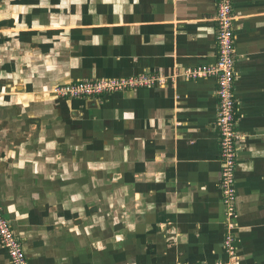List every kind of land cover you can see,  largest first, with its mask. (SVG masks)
I'll use <instances>...</instances> for the list:
<instances>
[{
  "label": "crops",
  "instance_id": "obj_1",
  "mask_svg": "<svg viewBox=\"0 0 264 264\" xmlns=\"http://www.w3.org/2000/svg\"><path fill=\"white\" fill-rule=\"evenodd\" d=\"M236 212L217 0H0V204L29 264H264V0H233ZM152 75L89 98L56 85ZM232 234L236 252L225 247ZM0 264H13L0 243Z\"/></svg>",
  "mask_w": 264,
  "mask_h": 264
},
{
  "label": "built area",
  "instance_id": "obj_2",
  "mask_svg": "<svg viewBox=\"0 0 264 264\" xmlns=\"http://www.w3.org/2000/svg\"><path fill=\"white\" fill-rule=\"evenodd\" d=\"M219 55L217 61L185 70L187 79L215 77L218 80L219 110L217 127L220 133L221 147V189L223 201L228 215L236 212V170L238 144L240 135L237 129V98L235 93L236 80V35L233 0H217ZM152 75H141L128 78H102L97 80H82L54 86L53 93L62 98L79 99L87 96H100L105 93L121 91L134 86H145L157 81ZM156 80V81H155ZM234 237L229 234L224 242L229 254L234 255L236 246ZM0 243L7 250L13 264H29L24 242L16 233L11 221L5 216L0 204ZM206 264V263H178Z\"/></svg>",
  "mask_w": 264,
  "mask_h": 264
},
{
  "label": "rangeland",
  "instance_id": "obj_3",
  "mask_svg": "<svg viewBox=\"0 0 264 264\" xmlns=\"http://www.w3.org/2000/svg\"><path fill=\"white\" fill-rule=\"evenodd\" d=\"M89 97H96V96H87V97H83V98H89Z\"/></svg>",
  "mask_w": 264,
  "mask_h": 264
}]
</instances>
